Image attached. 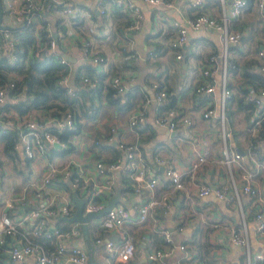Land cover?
Returning <instances> with one entry per match:
<instances>
[{"label":"built area","instance_id":"built-area-1","mask_svg":"<svg viewBox=\"0 0 264 264\" xmlns=\"http://www.w3.org/2000/svg\"><path fill=\"white\" fill-rule=\"evenodd\" d=\"M96 1L101 14L106 13L109 3H113L130 14L131 21L124 27L125 31L141 27L143 14L134 0H109L107 5L104 0ZM143 1L159 3L162 0ZM218 1L220 6L218 16L202 8L205 0L189 1V6H194L196 11L193 15H187L184 22L171 20L175 33L170 38L169 44L172 47L181 46L187 38L188 27L193 29L210 27L217 33L219 50L217 53L212 52L206 63L201 66L195 92L199 94L213 92L217 84L209 77L218 70L219 98L207 101L203 106L202 115L207 119L216 118L218 122L217 131L221 137V147L220 155L216 158L229 168V178L225 185L212 187L195 178L197 170L213 157L212 147L204 138L201 140L202 147L195 149L186 168L181 169L172 162H167L164 175L168 182L162 191L157 192L156 186L159 178L149 174L145 157L136 139L119 141L118 145L125 153V161H122L120 157L105 159L100 158V155L96 156L100 145V115L78 119L76 112L70 107L59 109L56 113L46 112L42 107H33L26 113L13 109L3 110L2 106L10 99L9 90L15 89L17 85L15 78L20 77L18 73L13 72L14 77L0 85V128L4 132L11 131L10 129L16 130L15 147L21 146L28 163L40 168L41 172L29 177L21 190L10 188L5 200V208L0 211V244L5 246V253L10 259L21 264H28L27 259L31 257L33 264H87L92 252L84 242L86 233L82 226L83 221H70L64 217L73 215L77 209L75 193L80 198H84V214L89 211H99L106 206L115 191L116 172H122L119 174L123 177H125L124 174L127 176L128 188L136 192L146 191V198L133 204V209L138 212L139 220L145 219L148 213H154L160 209L165 210L171 203L173 193L178 189L192 191L203 196L213 192L217 197L224 198L226 201H239L240 190L249 193L256 202L252 210L256 234L264 245V201L261 200L258 186L253 182L254 172L244 166H240V171L235 167L242 152L228 143L233 132L226 116L236 82L234 80V84L231 82L235 63L229 59L230 49L242 35L240 30L232 27V21L239 18L247 6V0H230L229 6H227V0ZM54 3L60 5L58 7L66 16L75 12V7L69 0H4L8 13L19 24L32 19L36 20L38 14L49 16V7ZM165 3L172 6L174 0H167ZM256 3L263 14L264 0H256ZM51 17L56 16L51 15ZM52 25L48 24L49 38L44 41L38 36L36 45L30 47L26 56L20 54L11 25L0 26L2 54L8 57L12 65L27 66L32 56H41L43 50L48 49L53 53L55 61L70 65L69 69L57 79L59 87L76 96H81L87 87L97 89L98 81L85 72H81L79 76L82 86L72 83L71 59L64 55L60 48L56 50V46L61 42L68 46V37L66 32L57 30L58 28ZM94 32H96V27L90 24L87 33H78L76 39L80 41V49L85 60L90 58L95 67L100 70V63H106L107 57L95 49L92 39ZM121 46L125 48L124 44ZM253 55L260 62L259 70L264 73V40L256 47ZM176 56L180 58L181 53H176ZM218 58L222 60V67L216 63ZM109 84L117 94L125 92L127 88L121 74L111 77ZM152 85L158 89L162 86V82L156 79L153 80ZM245 88L246 91L242 93L243 100L251 104V107L246 109L248 118L245 128L250 133H259L260 130L264 131V86L255 88L245 85ZM165 94L166 90L159 88L156 96L161 98ZM176 114L174 108H164L156 112L155 123L174 129L179 123V118H175ZM144 118L142 111L133 112L129 120L130 129L137 131L144 122ZM182 120L184 124L191 123L188 117H182ZM116 127L115 123L111 129L115 130ZM54 128L59 131L73 130V134L68 139L61 138ZM137 134L138 132H135L136 137ZM250 156L255 160L253 155L250 154ZM92 158L94 170L86 162ZM155 160L158 163H164L166 159L156 154ZM260 164L262 163L257 162V165ZM236 169L241 178L240 184L237 182L236 172L234 173ZM2 170L3 164L0 165V172ZM227 188L230 189L229 192L226 191ZM131 220L130 207L118 200L105 214L92 216L86 221L88 236L90 231L93 234L95 245L97 247H100V244L103 245L104 257L110 264H130L137 245L135 236L128 225ZM65 222L68 224L63 227ZM177 227L180 230L183 224L178 221ZM102 229L111 232L115 237H105L101 233ZM156 231L162 234L165 246L147 248L146 256L153 264H172L168 260V254L175 246L172 232L161 226H157ZM139 237L141 241H148L151 235L145 232ZM229 239L243 246L244 264H254L255 261L264 260V251L252 252L251 250L248 225L243 212L240 224L230 228ZM177 245L182 250L188 247L186 241ZM94 264L100 263L95 261ZM181 264L204 263L193 256L191 259H183Z\"/></svg>","mask_w":264,"mask_h":264},{"label":"crops","instance_id":"crops-1","mask_svg":"<svg viewBox=\"0 0 264 264\" xmlns=\"http://www.w3.org/2000/svg\"><path fill=\"white\" fill-rule=\"evenodd\" d=\"M69 1L75 7L73 14L66 16L61 8L56 7L59 4L54 3L49 7L50 15L46 17V23H51L54 28H58L57 30L66 32L68 46L61 42L56 46V50L60 48L63 54L68 53L71 56L72 83L74 85H81L80 79L75 81L77 74L80 76L81 72H87L90 68L98 72L95 75L99 83L98 88L87 87L83 93L86 96L93 95L95 105L100 106L96 114V116L100 115V145L96 155H100V158H111L114 150V159L120 157L122 161H125V153L119 147V141H134L136 139L142 155L145 157L149 174L159 178L156 191L160 192L168 182L164 175V167L167 162L170 161L181 169L186 168L195 149L202 147L201 140L204 138L212 147L213 157L197 170L195 178L212 187L225 185L229 178V168L217 161L216 158L220 155L221 147V137L217 131L218 122L216 118L207 119L202 115L203 106L207 101L219 98L218 70L209 77L217 84L213 92L199 94L194 91V85L199 81L201 66L206 63L212 52L217 53L219 50L217 33L210 27L199 29L188 27L187 38L181 46L172 47L169 44L170 38L175 33L171 20L176 19L184 22L187 15L195 13L196 8L188 4L191 0H174L172 6L165 3L167 0H162L159 3L134 0L142 11L143 22L139 29L128 31L123 29L124 23H121L120 15L115 12L113 3H109L106 13H99L98 19H93L91 15L98 10L96 0ZM104 2L107 5L109 0H104ZM226 3L229 6L230 0H227ZM202 8L214 16L220 14L218 0H205ZM77 11L83 16L80 20L72 18ZM51 15H59V18L60 16L63 18L61 17V21L59 20L57 23V17L54 18ZM10 20V15L5 12L4 5L2 22L9 25ZM81 20L83 21L79 22ZM75 22L78 23L75 24ZM243 22L245 23L243 32L247 33L248 37L245 40L241 31L242 37L236 42L237 46L230 49L233 56L239 55V53H250L248 50L252 49V45H256V42L264 38V13L260 12L256 0L248 7L246 6L239 16L238 25ZM90 24L96 27L92 38L95 49L107 57L106 63H100V70L95 67L90 58L85 60L80 49V41L72 36L73 31L79 34L87 33ZM122 44L125 45V48H122ZM61 47H63L62 50ZM178 52L181 53L180 58L176 56ZM189 63L191 64L189 65ZM216 63L222 67L221 59L218 58ZM115 74H121L124 77L127 86L125 92L117 94L110 86L109 80ZM156 79L162 82V86L158 89L166 90V94L161 98L156 96L158 89L152 85L153 80ZM233 80L236 81L235 91H238L237 85L241 79L237 71L232 74V84H234ZM111 91L119 101H111ZM172 100L174 105H169L166 108L176 110L175 118H179V123L176 128L169 129L167 126L156 124L155 115L156 112L164 110L161 108L162 105L164 106ZM138 110L142 111L145 118L140 128L135 131L130 129L129 120L132 113ZM226 116L230 125L239 130L237 135L234 133L231 135L229 145L233 148L243 149L241 158L235 167L240 171V166H244L254 172L253 182L258 186L261 200L264 201V162L257 160L250 151H246L252 138L256 137L258 133H250L245 128L248 112L245 108L235 109V102L232 100L229 102ZM182 117H188L191 119V123L184 124ZM238 118L243 120L240 122ZM115 123L117 127L112 130L111 127ZM10 130L15 132L14 136L17 135L16 130ZM135 132H138L137 137ZM4 145L5 142L0 137V165L3 164V170L0 172V211L5 208V200L10 188L21 190L29 177L41 172L40 168L33 167L28 163L21 146L16 148L14 142V151L13 154H10L6 153ZM156 154L164 157L165 162L158 163L155 160ZM250 154L254 156L255 160L251 158ZM86 162L94 170L93 158ZM257 162L262 164L257 165ZM119 173L122 172H116L115 191L110 199L117 194V188L120 187L122 196L119 200L126 203L131 210L132 220L128 225L137 243L131 260H134L136 264H153L146 256L147 248L165 246L162 234L156 231L157 226L166 227L172 232L175 246L168 254V260L172 264H181L183 259H191L193 256L204 264H244L243 246L235 244L229 239V230L240 224L242 212L248 225L252 252L264 251V245L256 234L252 219V210L256 206V202L253 201L249 193L240 190L239 202L226 201L224 198L217 197L213 192L203 196L192 191L178 189L173 193L171 203L165 210L160 209L154 213H148L145 219L139 220L138 212L133 209V204L145 199L146 191L136 192L132 188H128L127 176L124 174L125 177H123ZM234 173L237 175L238 184H240L241 178L237 169ZM19 180H22V184L15 185V181ZM226 191L229 192L230 189L227 188ZM9 212L12 213L11 210ZM178 221L183 224L180 230L177 227ZM145 232L149 233L151 238L148 241H141L139 235ZM104 236L115 237L114 234L105 230ZM88 238L85 235L84 242L87 247L86 239ZM182 241H186L188 244L186 250H182L177 245ZM4 256H0V258L4 259ZM95 256L94 261L97 263L110 264L104 257L103 245L100 244V247H97ZM261 261L264 262V260ZM27 262L33 264V258H28Z\"/></svg>","mask_w":264,"mask_h":264},{"label":"trees","instance_id":"trees-1","mask_svg":"<svg viewBox=\"0 0 264 264\" xmlns=\"http://www.w3.org/2000/svg\"><path fill=\"white\" fill-rule=\"evenodd\" d=\"M253 1L254 0H247V7ZM1 2L4 6V0H1ZM58 6L60 5H57L56 7ZM114 8H115V12L119 13L120 15L121 23H124L123 25V29H124V27L127 24H129V22L131 21L130 14L117 6H114ZM91 16H93V19H98V14H96V12H93V15ZM82 17L83 16L78 11L74 16H72L74 20H80ZM101 18H103V16H101ZM60 19L56 18L57 23L59 22ZM82 21L83 20L79 22ZM77 23L78 22H75V24ZM38 25L39 27H37ZM244 25H245L244 22L243 24L241 23L240 25H238V18H235L232 21V27L242 32L245 29ZM11 27L13 29L12 30L13 35L16 36L17 45L20 54H23V56H26L28 54L30 47L36 45L38 36L44 41H46L47 38H49L46 16L43 15L38 14L36 20L32 19L29 22L18 24ZM243 34L246 40L248 34L244 32ZM249 35H252V33H249ZM260 40L255 43L256 45H252V49L248 50L250 53L256 50V47L259 45V43L263 42L264 38ZM233 46H237V44L235 43L231 47L234 48ZM21 50H23L24 52L22 53ZM2 53L3 52L0 49V85L8 81L10 78L14 77L12 75L13 72H16L20 75V77L15 78L17 82L15 89L9 90L10 99L7 101V103L4 106H2L3 110L13 109L20 113H26L29 109L33 107H42L46 112L56 113L59 111V109L70 107L76 112L78 119L81 117L90 118L97 114L98 108L100 106L95 105L93 95L86 96L85 94H82L81 96H76L68 93L64 88L58 86L57 79L61 76L63 72L69 69L70 65H68L67 63H61L55 61L53 58V53L49 52L48 49H44L41 56L38 57L32 56L27 66L12 65L11 62L8 60V57ZM247 53L248 52L241 54L239 53V55H235V56H233L230 53L229 56V59L235 63V69L233 70L232 73L234 74V72L237 71L239 73V78L241 79L240 82L238 83V87H237L238 91H234L231 96V100L235 102V109L245 108L246 110L247 108L251 107V104L245 103L243 100L242 93L246 91L245 85H251L255 88L258 86H264V73L261 72L258 68V65L260 63L259 60L253 54L248 53L247 55ZM85 73L90 75L92 79H97V77H95V75L98 74L96 70L90 68ZM78 79H79V75L77 74L75 81H77ZM197 83L198 82H196V84ZM196 84L194 85V91ZM111 93H112V96L110 94L111 101H115V102L119 101V99H116L113 96L112 91ZM169 105H174V101L172 100L166 103V105L164 106L162 105L161 108H166ZM230 127L235 135L239 133L238 129H236L233 126ZM54 130L58 132L61 138H65V139H68L73 134V130L59 131L56 128H54ZM14 135H15L14 131L4 132L1 131L0 128V137L5 142L4 148L6 153L13 154ZM246 151H250L251 153L254 154L257 160L264 162V131L263 130H260L259 133L256 135V137L252 138L251 144L248 148H246ZM114 155L115 154L113 150V154L111 158H107V159H113ZM96 156L98 157V155ZM67 224L68 222H65L63 224V227H65ZM101 233L104 234V230H102ZM163 242L165 243L164 240ZM86 243L88 244L89 251L92 252L93 258L95 259L96 258L95 253L97 251V247L95 245L93 234L90 231H89V238L86 239ZM3 255L5 256L4 259L0 258V264H4V263L17 264L15 261L10 259V257L7 254H5V246L3 244L2 245L0 244V256ZM130 264H136V262L134 260H131ZM254 264H264V262L255 261Z\"/></svg>","mask_w":264,"mask_h":264},{"label":"water","instance_id":"water-1","mask_svg":"<svg viewBox=\"0 0 264 264\" xmlns=\"http://www.w3.org/2000/svg\"><path fill=\"white\" fill-rule=\"evenodd\" d=\"M97 14H99V11L97 10L96 11ZM4 14V6L0 0V26L1 27H5L6 25L2 22V16ZM242 37V36H241ZM64 55H66L67 57L71 58V56L68 54V53H64ZM86 92V90H85ZM239 149L242 153H243V149L242 148H237ZM74 198L77 202V209L76 211L74 212L73 215L71 216H66L64 217L65 219H68L70 221L72 220H79V221H83V229H84V232L86 233V238H88V226H87V223L86 221H88L92 216H99V215H103L105 214L108 209L110 207H112L118 200V194H115L109 201V203L104 206L101 210L99 211H89L87 213H83V207H84V198H80L76 193L74 194ZM94 258H93V255L91 254L87 264H94Z\"/></svg>","mask_w":264,"mask_h":264},{"label":"rangeland","instance_id":"rangeland-1","mask_svg":"<svg viewBox=\"0 0 264 264\" xmlns=\"http://www.w3.org/2000/svg\"><path fill=\"white\" fill-rule=\"evenodd\" d=\"M5 5V4H4ZM254 10H256V9H254ZM5 12L6 13H8V10H7V8L5 7ZM9 14V13H8ZM10 15V14H9ZM58 19H60L62 16H60V18H59V15H57L56 16ZM10 18H11V20H10V24L9 25H11V26H15V25H18L19 23L13 18V16H11L10 15ZM63 18V17H62ZM72 36H74V37H78V32H76V31H73L72 32ZM191 63H189V65H190ZM239 119V121L241 122L243 119L242 118H238ZM15 185H20V184H22V180H19V181H15V183H14ZM117 194H118V198H120L121 196H122V192H121V188L120 187H118L117 188Z\"/></svg>","mask_w":264,"mask_h":264}]
</instances>
